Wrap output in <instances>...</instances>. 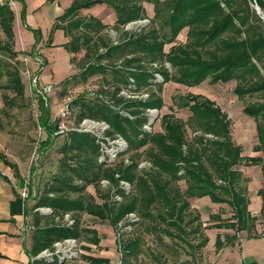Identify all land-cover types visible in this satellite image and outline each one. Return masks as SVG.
Instances as JSON below:
<instances>
[{
	"label": "trees",
	"instance_id": "obj_1",
	"mask_svg": "<svg viewBox=\"0 0 264 264\" xmlns=\"http://www.w3.org/2000/svg\"><path fill=\"white\" fill-rule=\"evenodd\" d=\"M17 1L22 3L23 23L35 36L31 51L23 53L33 54L43 39L42 29L27 23V3L25 0ZM145 2L154 5V17H148ZM252 2L264 10V0H73L56 18L48 45L52 43L54 32L62 29L68 37L63 46L70 53L86 49V64L78 75L61 82L66 83L73 77L87 81L92 76L109 72L115 80H107L92 98L82 92L76 96L74 105L78 109V120L91 117L109 122V132L123 135L129 146L118 161L109 165L100 162V146L94 135L79 131L65 134L68 139L61 149L60 169L44 185L33 207L29 250L33 256L67 237H87L99 243L97 231L82 225L84 213L107 219L116 229L118 222L127 214L137 212L146 219L157 220L163 226L162 231L170 236L175 235L173 229L186 234L187 226L200 218L196 215L185 221L191 207L190 199L204 196H209L215 203H228L232 210L230 219L225 222L219 214L210 215L215 220L212 227L234 231L224 236L217 234V250L226 244H234L241 231H246L247 237L263 235L257 231L258 217L249 208L248 178L237 166L241 163L261 164L264 176V101L244 107V113L254 117L257 123L258 143L254 150L260 152L259 155H243V146L232 139L231 121L227 114L214 100L202 94L190 92L174 100L178 107L190 109L192 114L188 120L166 113L163 115V131H150L144 127L149 122L148 108L161 109L164 105L160 92L164 81L195 86L207 78L212 83L235 79L234 91L240 97L264 90V28L251 20L255 15L261 21L251 6ZM98 3H106L114 9V25L124 30L120 40L106 41L101 34L109 23L82 12L83 8ZM146 18L148 23L140 29H125L128 23ZM14 20L11 0H0V28L5 35L4 39L0 38V90L4 104L0 108V127L4 126L2 114H8L25 99L22 61L18 57L22 51L15 49ZM185 27H188L187 42L173 45L166 52V43L173 42ZM96 36L101 45L95 43ZM213 45L214 48L209 49ZM155 62L161 66L152 67ZM167 62L171 68L166 66ZM156 72L162 74L164 81L157 80ZM3 78H6L4 83L1 81ZM126 88L136 93L148 92L149 96L128 98L121 93ZM39 110L38 124L46 132L40 147L45 151L56 139L57 124L43 99H39ZM187 127L193 131L192 138H188ZM144 147L146 149L142 152ZM144 152L146 156L143 158ZM126 154L130 159L128 163H125ZM0 160L13 168L14 176L21 186H25L18 164L2 151ZM144 160L151 166L141 167ZM34 171L35 168L32 169ZM0 175L10 181L8 175L1 171ZM104 178L115 186L120 179L127 180L135 189L127 191L118 186V192L123 195L118 205L109 199V195L103 202H98L86 188L90 184L99 186ZM32 192L30 187L29 197L34 196ZM258 194L262 198L263 211L264 185ZM39 207H50L52 211L42 212ZM66 213L72 214L71 224L63 220ZM43 217H46L44 223ZM197 230L196 227L194 231ZM131 235L125 234L118 242L120 264H132L130 257L141 251L142 237ZM208 241L209 238L205 237L202 245ZM86 258L93 264L110 261L104 257ZM33 264L52 263L34 258Z\"/></svg>",
	"mask_w": 264,
	"mask_h": 264
},
{
	"label": "rangeland",
	"instance_id": "obj_2",
	"mask_svg": "<svg viewBox=\"0 0 264 264\" xmlns=\"http://www.w3.org/2000/svg\"><path fill=\"white\" fill-rule=\"evenodd\" d=\"M144 4L148 11V17H154V5L149 2H145ZM251 6L256 10V13L261 18V21L258 20L255 15L251 17V20L256 21L257 24H261L264 28V10H262L256 2H252ZM152 25H154V23H152ZM133 30L134 29H130V31ZM101 35L106 41L116 42L123 38L124 30L121 28H116L114 23H109V27L106 28ZM0 38H5L1 28ZM95 39V43L101 45L97 36ZM187 40L188 27H185L173 42L166 43L164 49L166 52H169L173 45L180 43L184 44L187 42ZM48 41L49 40H47V43L43 42V45L51 46L52 43L48 45ZM19 48H17V45H15V49L22 51L18 57L22 61L21 73L22 79L25 83V99L21 101L17 107L11 109L8 114H2L4 126L0 127V151L4 152L11 161L18 164L21 175L24 179H26L25 181H27V183L29 182V186L36 190V195L32 196L33 198H36L43 190L44 185L52 180L55 173L60 169L61 160L63 158V151L61 149L63 143L68 138L67 135L58 136L54 140L52 146L48 147L45 151H42L40 145L41 142L46 138V132L38 124V116L40 114L39 103L29 73L40 75L42 71H40V66L43 63V67L49 64L45 67V73L48 75H54L57 72L64 73L62 80L53 81L54 79H51L52 81H49L55 84V92L51 96L52 106L50 107V110L52 117H55L61 98L65 94L73 93L75 96H77L82 92L85 96L92 98L94 93L102 84H105L107 80L109 82H115V80L113 75L109 72L106 75L92 76L87 81H81L78 77H73L66 83L61 82L67 77L78 75L80 70L86 64L84 56L86 49H82L77 53H70L71 58L68 60L64 55L56 53L53 49L51 53L49 52V56H45L39 48H36V51L33 54H25L23 52L28 53L32 49V46L29 43L21 45V48L24 49ZM212 48H214V45L209 46V49ZM120 62L121 61L118 63ZM159 65L157 62H155L152 64V67H159ZM166 66L171 68L168 62L166 63ZM262 67L264 75V64H262ZM5 79L6 78H3L1 80L2 83L5 82ZM159 81H164V77L162 76L161 80ZM236 84L237 80L235 79L228 82L212 83L210 82V79L207 78L195 86H187L173 80L164 81L162 89L159 88L164 99V105L161 109L148 108L147 113L150 116L149 122L146 123L144 127L150 131H163V115L166 113H174L176 117L182 118L185 121L188 120L192 114L190 109L178 107L176 104H174V100L177 97L190 92L202 94L214 100L216 104L219 105L227 114L231 121L232 139L236 144L243 146V155H259L260 152H256L254 150L255 145L258 143L256 129L257 123L254 117L244 113V107L249 103L264 101V90L252 95L240 97L234 91ZM8 92L12 93L10 91ZM148 96L136 98H147ZM3 106L4 104L0 90V108ZM77 110L78 109L75 106V121L78 120ZM124 114L128 115V112H124ZM129 116L133 117L131 114H129ZM187 128L188 138H192L193 131L190 127ZM144 149L146 148H142V152ZM145 156L146 152H144L142 157L144 158ZM125 157V163H128L130 159L127 157V154ZM145 161L147 160H144L143 164L145 166L141 167H150L151 163H147ZM237 167L242 171L243 175L248 178L247 186L248 196L250 198L249 208L251 209L252 213L258 217L257 231L259 233H264V210H261L262 198L258 194L260 188L264 185L262 166L261 164L250 165L248 163H241ZM33 168H35L34 172H32ZM0 171L7 174L10 173L9 171L14 173V170L11 167L5 165L1 160ZM15 181L17 182V180ZM123 181L127 180L120 179L118 184L119 187L122 186ZM181 183L182 187L185 188V181L182 180ZM118 186H115L109 179L104 178L101 180L99 186L90 184L87 186L86 190L88 193L95 195L98 202H103L107 195H109V199L111 201H115V203L118 205V200L115 198L116 194H119L123 197V195L117 190ZM20 188L21 187H19V189ZM134 189L135 186H132L131 184L127 189L124 190L131 191ZM190 201L191 207L188 210L185 221L194 218L196 215H200V218L199 220H195L189 226H187L186 234L180 233L172 228L175 235L170 236L162 231L163 226H161L157 220L146 219L142 215L140 216L141 218L135 225L131 236L140 235L142 237V246L139 254L130 257L132 264L213 263V261L216 259V252L218 250L216 249L215 244H211V240L215 241L218 233L224 236L225 234H232L234 231L233 229L226 227H212L213 223H215V220L211 219L210 215L211 213H214L215 215L219 214L222 217V221H228L232 215L231 207L228 203L212 202L209 196L191 198ZM255 207H259V209L257 210ZM126 218L127 215L118 222L116 229L114 228L115 234L117 232L119 223L125 221ZM196 227L198 230L194 231ZM246 235V231H241L238 234V237ZM205 237H208L209 241L206 245H202ZM118 256L119 259L117 260V264H120V252Z\"/></svg>",
	"mask_w": 264,
	"mask_h": 264
},
{
	"label": "crops",
	"instance_id": "obj_3",
	"mask_svg": "<svg viewBox=\"0 0 264 264\" xmlns=\"http://www.w3.org/2000/svg\"><path fill=\"white\" fill-rule=\"evenodd\" d=\"M25 1L27 3V23L34 28L39 27L42 29L43 39L37 47L45 56H49L53 49L69 60L71 54L63 46L68 41L64 30L57 29L54 32L51 46H45L43 42L47 43L56 18L71 5L73 0ZM11 6L15 11L14 30L17 48L20 46L19 49H24L21 48V45L28 43L33 46L35 42L34 33L25 26L21 18L22 3L12 0ZM82 12L93 14L105 23H114L116 20L114 9L106 3H98L90 8H83ZM46 66L42 68L40 73V79L43 82L52 81L51 79H54L53 81L63 79L64 73L62 72H57L54 75L46 74ZM9 172L11 174L2 173L8 175L10 181L0 175V264H33L34 258L29 250L32 244L31 223L33 222V207L36 198L30 196L24 199L19 191L23 186L14 176V173ZM19 187L21 188L19 189ZM255 208L259 209V207ZM45 220L46 217H43L42 223ZM82 225L95 229L100 241L95 243L87 237L79 238L84 252L78 259L68 261V263L93 264L86 257L95 256L110 260L104 264H117L119 251L115 239V230L109 220H103L92 214L84 213L82 215ZM211 244H215V241L211 240ZM212 264H264V233L261 236L253 237L239 236L234 244H226L216 252V259Z\"/></svg>",
	"mask_w": 264,
	"mask_h": 264
},
{
	"label": "built area",
	"instance_id": "obj_4",
	"mask_svg": "<svg viewBox=\"0 0 264 264\" xmlns=\"http://www.w3.org/2000/svg\"><path fill=\"white\" fill-rule=\"evenodd\" d=\"M148 21L149 19H142L130 22L125 26V29H140L142 26L147 24L144 22ZM42 68L43 67L40 66V71L42 70ZM29 76L34 86L38 103L39 99H43L45 104L50 108L52 106L51 96L55 92V84L53 82H42L39 74L29 73ZM156 76L157 80H161V73L157 72ZM131 81L133 82L134 79L131 78ZM131 85L134 86L133 83H131ZM121 93L128 98L148 96V93H136L135 91L131 90V88L123 89ZM75 98L76 96L73 93L65 94L61 98L57 113L55 117H52V119L55 120L57 124L54 136L58 137L61 135H65L71 131L90 133L97 138L98 144L100 146V162L107 164L115 163L120 159L121 153L128 149L129 144L127 139L121 134H111L109 132L111 130V125L105 120H98L91 117H85L80 121H75ZM145 162L149 163L148 161ZM143 163L144 161L141 162L140 166H145ZM25 183V186H23V188L20 190V195L24 199H27L30 195L31 186H29V182L27 183V181H25ZM130 185L131 183L129 181H123L121 187L123 189H127ZM32 194L36 195L35 189H33ZM115 198L118 201H121L123 199V197L119 194H116ZM38 209L43 212L52 211L50 207H39ZM63 220L66 222V224H71L73 222L72 214L66 213L63 217ZM139 220L140 216L137 212H130L129 214H127L126 220L119 223L117 232L115 234L118 251L120 250V246H118L120 244H118V242L121 241V238L125 234L129 235L130 233H132L135 228V225L138 223ZM83 252L84 250L79 238L67 237L56 241L51 247L45 248L36 256H33V258L44 259L46 261L51 262L52 264H61L63 262L74 261L78 259L83 254Z\"/></svg>",
	"mask_w": 264,
	"mask_h": 264
}]
</instances>
